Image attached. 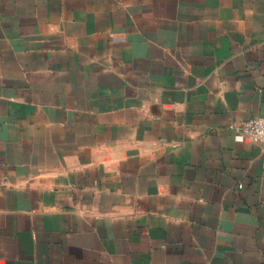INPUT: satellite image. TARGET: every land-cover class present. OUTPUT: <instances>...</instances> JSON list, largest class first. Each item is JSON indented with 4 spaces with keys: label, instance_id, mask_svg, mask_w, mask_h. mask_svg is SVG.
<instances>
[{
    "label": "crops",
    "instance_id": "1",
    "mask_svg": "<svg viewBox=\"0 0 264 264\" xmlns=\"http://www.w3.org/2000/svg\"><path fill=\"white\" fill-rule=\"evenodd\" d=\"M261 115L264 0H0V264H264Z\"/></svg>",
    "mask_w": 264,
    "mask_h": 264
},
{
    "label": "built area",
    "instance_id": "2",
    "mask_svg": "<svg viewBox=\"0 0 264 264\" xmlns=\"http://www.w3.org/2000/svg\"><path fill=\"white\" fill-rule=\"evenodd\" d=\"M229 128L237 141L248 140L255 144H264V115L244 122L232 123Z\"/></svg>",
    "mask_w": 264,
    "mask_h": 264
}]
</instances>
